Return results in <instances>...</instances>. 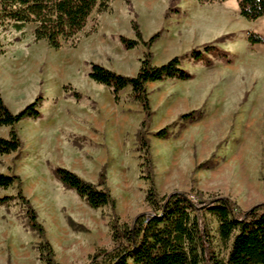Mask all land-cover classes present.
Here are the masks:
<instances>
[{"label":"rangeland","instance_id":"374dc122","mask_svg":"<svg viewBox=\"0 0 264 264\" xmlns=\"http://www.w3.org/2000/svg\"><path fill=\"white\" fill-rule=\"evenodd\" d=\"M168 2L130 0V12L123 0H112L107 12L93 14L73 44L60 50L35 42L31 25L15 30L0 24V95L5 105L16 113L38 94L42 97L40 118L14 126L21 147L0 155V173L19 177L56 264H86L96 250L109 249L112 216L108 206L91 209L74 191L63 188L52 168H65L96 183L104 166L119 223L130 225L139 214L151 213L136 152L140 106L130 99L129 88L115 103L107 87L88 78L91 64L124 76L136 74L145 48L138 44L125 50L118 41L120 36L135 40L131 20L143 41L160 31L150 49L152 65L178 57L191 74L187 81L146 84L153 111L148 131L169 125L171 132L168 139L148 135L159 199L190 193L193 179L194 192H202L204 199L226 197L242 210L264 203V46L246 40L250 32L264 38V18L243 19L235 0H178L179 14L164 17ZM204 45L227 52V60L211 55L208 62L188 59L191 49L202 51ZM73 91L78 99L71 96ZM191 111L200 118L178 120ZM59 112L75 118L77 133L61 137L53 123L39 122ZM8 133L9 127H0V137ZM200 163L204 167L195 169ZM16 193L15 185L0 189V198L14 197L0 205V264H44L40 239ZM204 217L215 251L224 257L217 223L208 213Z\"/></svg>","mask_w":264,"mask_h":264},{"label":"trees","instance_id":"16d2710c","mask_svg":"<svg viewBox=\"0 0 264 264\" xmlns=\"http://www.w3.org/2000/svg\"><path fill=\"white\" fill-rule=\"evenodd\" d=\"M199 4L222 3L228 0H195ZM239 15L247 21L264 18V0H235ZM112 0H0V24L7 23L15 30L26 25L33 26L35 42L44 41L50 48L60 50L66 44H73L77 36L87 26L91 16L107 12ZM132 12L130 0H123ZM178 0H169L164 17L179 14ZM135 40L118 37L125 50L143 45L145 51L139 60V68L134 76L116 74L98 64H91L88 78L110 90L115 103L126 88L130 99L140 106L142 120L135 132L136 152L139 154V169L142 180L147 183L144 201L151 209L148 215L139 214L132 224H120L115 214V200L106 185L105 167H101L97 182L84 180L77 174L61 167L52 168L54 178L63 188L72 190L91 209L108 206L112 219L111 247L98 249L88 257L86 264H264V203L242 210L229 198L212 196L204 199L202 192H194L195 180H191L190 193H173L159 199L154 183L153 163L148 135L157 139L170 137V126L149 132L153 117L146 84L165 79L187 81L191 74L182 67L181 59L173 57L161 65H152V45L160 36L154 33L143 41L139 27L130 22ZM250 45H263L264 38L250 32L246 36ZM207 55L227 60L228 53L215 46L204 45L203 50L191 49L188 59L193 63L208 62ZM65 91V89H64ZM71 96L78 99V93ZM42 97L35 99L20 111L13 113L5 105L0 95V127H9L7 138L0 137V155L15 153L21 147V140L14 126L25 119H38V108ZM200 118L196 111L179 115L180 122H193ZM204 163L195 169L204 167ZM15 185L16 196L26 208L30 228L40 239L38 252L44 264H56L54 252L45 236L44 228L37 222L36 212L29 200L23 196L21 181L16 175L0 173V189ZM193 195V200L189 196ZM14 197L0 198L5 205ZM210 214L217 223L219 240L226 250L219 257L204 217Z\"/></svg>","mask_w":264,"mask_h":264},{"label":"crops","instance_id":"0c3cea01","mask_svg":"<svg viewBox=\"0 0 264 264\" xmlns=\"http://www.w3.org/2000/svg\"><path fill=\"white\" fill-rule=\"evenodd\" d=\"M39 122L42 125H44V124L46 125L47 123H49V124L53 123L54 129L57 131V133L61 137L66 136V135L68 136L70 134L78 132L77 123L75 121V118L73 119L70 115L68 116L64 112H59L57 115H53V116L52 115H48V116L44 115L41 119H39Z\"/></svg>","mask_w":264,"mask_h":264},{"label":"water","instance_id":"95a60500","mask_svg":"<svg viewBox=\"0 0 264 264\" xmlns=\"http://www.w3.org/2000/svg\"><path fill=\"white\" fill-rule=\"evenodd\" d=\"M176 194H180V193H176Z\"/></svg>","mask_w":264,"mask_h":264}]
</instances>
